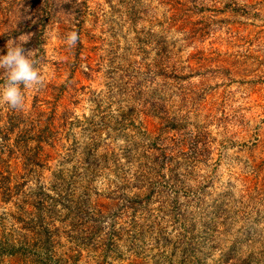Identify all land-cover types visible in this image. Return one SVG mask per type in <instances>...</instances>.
<instances>
[{
	"label": "rangeland",
	"instance_id": "rangeland-1",
	"mask_svg": "<svg viewBox=\"0 0 264 264\" xmlns=\"http://www.w3.org/2000/svg\"><path fill=\"white\" fill-rule=\"evenodd\" d=\"M21 34L0 264H264V0H0Z\"/></svg>",
	"mask_w": 264,
	"mask_h": 264
},
{
	"label": "clouds",
	"instance_id": "clouds-1",
	"mask_svg": "<svg viewBox=\"0 0 264 264\" xmlns=\"http://www.w3.org/2000/svg\"><path fill=\"white\" fill-rule=\"evenodd\" d=\"M31 34H21L6 43L7 52L0 55V105L10 110H23L25 95L22 89L39 90L44 86V79L36 67L35 51H26L23 47ZM79 40L76 31L66 34L65 43L75 47Z\"/></svg>",
	"mask_w": 264,
	"mask_h": 264
}]
</instances>
